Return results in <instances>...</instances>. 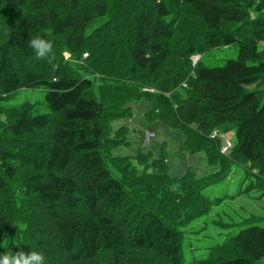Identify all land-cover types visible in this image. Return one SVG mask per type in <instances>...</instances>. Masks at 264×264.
<instances>
[{"label": "trees", "instance_id": "trees-1", "mask_svg": "<svg viewBox=\"0 0 264 264\" xmlns=\"http://www.w3.org/2000/svg\"><path fill=\"white\" fill-rule=\"evenodd\" d=\"M35 38L51 42V63L36 59ZM231 45L238 58L203 62L208 49ZM262 45L264 0H0V254L40 251L46 264H264L259 219L189 263L182 249V227L224 201L207 189L233 166L250 179L245 191H264ZM24 89H43L45 110L8 104ZM142 98L154 102L150 119L182 131V151L203 152L218 169L175 176L165 154L114 156L129 141L112 123ZM226 128L237 140L222 152Z\"/></svg>", "mask_w": 264, "mask_h": 264}, {"label": "rangeland", "instance_id": "rangeland-1", "mask_svg": "<svg viewBox=\"0 0 264 264\" xmlns=\"http://www.w3.org/2000/svg\"><path fill=\"white\" fill-rule=\"evenodd\" d=\"M188 17L192 21V30H199V19L194 14H189ZM178 18H180L179 14ZM238 52V45L208 49L202 54V60L212 65L223 64L228 59L238 58ZM64 55L67 59L70 57L68 52ZM263 85L264 82L261 83V86ZM257 86L260 85L253 84L248 88L253 89ZM26 100L38 103L45 110L43 89L21 90L8 104L20 105ZM153 104V100L146 98L135 100L130 103L132 115L117 119L112 123V135L120 127L125 126L128 128L127 139L129 141L128 145L115 148L112 154L114 156H135L139 150L151 152L154 158H161L165 154L170 167L169 171L175 176L183 175L189 167L196 171L197 177L215 172L218 167L209 165L203 152L190 154L181 150L180 146L184 138L181 130L172 128L166 121L148 117ZM226 130L229 131L223 135L224 140L226 139L231 144L236 142V130L229 128ZM147 132L155 134V137L148 143L146 142ZM111 169L118 176V171ZM249 183L250 179H246L244 171L238 166H233L232 173L225 181L213 184L207 189L209 196L220 197L224 201L212 207L207 214L182 227L187 237L182 248L185 263L198 257H204L209 253L210 247L221 245L226 239L238 233L241 227L248 225L250 221L259 219L258 221L264 223V191L256 189L245 191Z\"/></svg>", "mask_w": 264, "mask_h": 264}, {"label": "clouds", "instance_id": "clouds-1", "mask_svg": "<svg viewBox=\"0 0 264 264\" xmlns=\"http://www.w3.org/2000/svg\"><path fill=\"white\" fill-rule=\"evenodd\" d=\"M30 47L34 49L36 53V59L48 58L49 63H51L52 59H54V54L49 57V54L52 53L51 42H48L43 38H35L31 40ZM195 56H193V60ZM0 264H46V257L45 254L40 251H24L23 249H21L17 250L15 253L4 252L3 254H0Z\"/></svg>", "mask_w": 264, "mask_h": 264}, {"label": "built area", "instance_id": "built-area-1", "mask_svg": "<svg viewBox=\"0 0 264 264\" xmlns=\"http://www.w3.org/2000/svg\"><path fill=\"white\" fill-rule=\"evenodd\" d=\"M199 58H200V56H195L194 57V62L196 63L198 60H199ZM184 85H186V84H184ZM151 91H155V89H150ZM216 133V132H215ZM214 133V134H215ZM213 134V135H214ZM155 137V134L154 133H152V132H147L146 133V142L148 143L152 138H154ZM232 146V144L229 142V141H227V143L224 145V147H223V149H222V152H227V150L230 148Z\"/></svg>", "mask_w": 264, "mask_h": 264}, {"label": "bare ground", "instance_id": "bare-ground-1", "mask_svg": "<svg viewBox=\"0 0 264 264\" xmlns=\"http://www.w3.org/2000/svg\"><path fill=\"white\" fill-rule=\"evenodd\" d=\"M146 91L154 92V91H151L150 89H146Z\"/></svg>", "mask_w": 264, "mask_h": 264}]
</instances>
